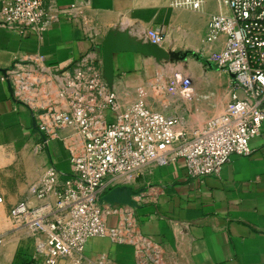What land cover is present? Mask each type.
Listing matches in <instances>:
<instances>
[{
    "label": "crops",
    "instance_id": "0c3cea01",
    "mask_svg": "<svg viewBox=\"0 0 264 264\" xmlns=\"http://www.w3.org/2000/svg\"><path fill=\"white\" fill-rule=\"evenodd\" d=\"M52 1L63 12L41 36L0 27V223L15 203L27 201L34 206L41 202L34 188L48 166L57 168L63 177L71 170L70 152L63 140L71 129H63L61 137L38 148L42 136L36 121L14 100L8 82L2 78L3 70L22 56L35 53L61 66L85 55L104 64V43L109 37L119 36L135 44L149 41L150 30L164 32L161 46L166 52L193 50L206 58L222 45L205 42L210 18L230 13L227 0H202L198 9L178 5L179 0ZM113 64V88L123 106L143 99L156 110L178 115L180 129L188 134L220 114L231 99L232 79L221 69V77L205 78L195 102L183 107L184 100L154 99L150 82L154 73L161 72V64L190 61L117 52ZM147 85L149 94L144 92ZM250 146L251 154H233L218 174L202 180L190 178L184 159L179 157L147 168L126 185L133 190H151L137 207L136 216L142 232L163 244L165 264H264V125ZM115 221V216L110 217L111 224ZM37 236L21 242L19 236L15 241L4 240L0 264H32L33 257L45 248V235L38 232ZM101 253L107 255L105 264H135L131 245L100 236L86 243L81 260L72 254L56 264H94Z\"/></svg>",
    "mask_w": 264,
    "mask_h": 264
},
{
    "label": "built area",
    "instance_id": "2783aa9c",
    "mask_svg": "<svg viewBox=\"0 0 264 264\" xmlns=\"http://www.w3.org/2000/svg\"><path fill=\"white\" fill-rule=\"evenodd\" d=\"M227 1L230 13L210 18L205 42H222L206 60L231 76V99L193 134L180 129L178 115L156 110L143 99L123 106L102 62L89 55L61 66L39 53L27 54L3 70L14 100L36 121L42 136L38 148L61 137L63 129H71L63 137L70 152L69 175L63 177L48 166L34 188L41 202L33 206L21 201L11 209L16 222L45 235V248L32 264H56L72 254L81 260L86 243L98 236L131 245L135 264H165L163 244L142 232L136 216L151 190H136L129 203H111L104 197L131 184L147 168L179 157L188 176L202 180L218 174L233 154L252 153L250 140L264 125V0ZM201 2L177 4L198 9ZM62 12L52 0H2L0 27L41 36ZM164 40V32L150 30L151 43L161 45ZM164 82L158 72L150 84L164 93ZM106 260L101 253L93 263Z\"/></svg>",
    "mask_w": 264,
    "mask_h": 264
},
{
    "label": "rangeland",
    "instance_id": "374dc122",
    "mask_svg": "<svg viewBox=\"0 0 264 264\" xmlns=\"http://www.w3.org/2000/svg\"><path fill=\"white\" fill-rule=\"evenodd\" d=\"M213 8L214 7H211L212 10ZM174 52L175 53L173 54L172 52H169V54L171 55L168 56L166 59L170 61L183 59L186 62L190 61L191 64H161L159 71L162 72L165 80V92L159 93L153 91L152 95H155L152 97L158 100H166L170 98H175L177 100L179 99L178 101L184 100L185 103H183V107H186L187 104L195 102L193 101L195 100V98L191 99V97L192 95H194L195 97L198 88L202 89V87H204L202 84L205 78H220L221 76H219L218 67L213 64H208V61L205 57L202 56L201 53L193 50H176ZM156 75L157 74L154 73L152 78H155ZM150 79L151 77L147 79L148 82ZM216 87L221 88V84H217ZM147 88L146 91H143L149 94V85H147ZM201 92L204 93L202 90ZM189 95H191V97H189ZM9 168L13 167L9 166ZM0 204H2V202H0ZM13 206L11 207V209L13 208ZM11 209L7 214L6 220H3L2 223H0V238L2 239L0 245H2L6 241V239L15 241V238L17 239L18 236L20 242L23 240V238L35 240V238L39 236H37L38 232L32 229L33 227L31 228L30 226H25L22 225V223L16 222L11 217ZM1 234L3 236H1Z\"/></svg>",
    "mask_w": 264,
    "mask_h": 264
},
{
    "label": "water",
    "instance_id": "95a60500",
    "mask_svg": "<svg viewBox=\"0 0 264 264\" xmlns=\"http://www.w3.org/2000/svg\"><path fill=\"white\" fill-rule=\"evenodd\" d=\"M117 52H133L141 53L144 55H152L155 58H167L171 54L166 52L163 47L156 43H151L150 41L139 42L132 44L127 40L119 36H111L104 43L103 56H104V73L108 82L113 85L114 77V64H113V54ZM173 54V53H172ZM176 57V56H174ZM137 193L127 186H118L112 189L104 197L108 202H121L129 203L131 202L132 194Z\"/></svg>",
    "mask_w": 264,
    "mask_h": 264
}]
</instances>
